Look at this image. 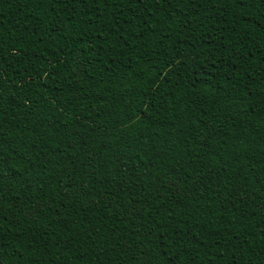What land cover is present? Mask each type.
Listing matches in <instances>:
<instances>
[{"label":"trees","instance_id":"1","mask_svg":"<svg viewBox=\"0 0 264 264\" xmlns=\"http://www.w3.org/2000/svg\"><path fill=\"white\" fill-rule=\"evenodd\" d=\"M0 264H264V0H0Z\"/></svg>","mask_w":264,"mask_h":264}]
</instances>
